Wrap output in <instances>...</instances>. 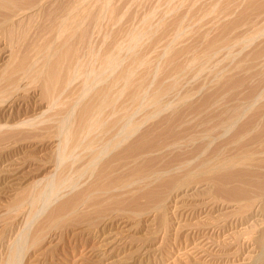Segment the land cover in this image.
Segmentation results:
<instances>
[{
  "label": "bare ground",
  "instance_id": "bare-ground-1",
  "mask_svg": "<svg viewBox=\"0 0 264 264\" xmlns=\"http://www.w3.org/2000/svg\"><path fill=\"white\" fill-rule=\"evenodd\" d=\"M81 1L82 0H80V4L79 3L78 5L76 4L77 6L76 5L72 6V8L69 9V11L64 16L65 18L64 19L61 18L63 20H61L60 22L58 21L57 25L55 24L54 26L53 24L52 26L53 30L51 28L52 33L50 34L51 36H49L50 40H47L46 42L44 41L45 43L41 45L40 48H36L37 50H35L33 53L25 52L26 54L22 55L23 53H21L19 49H17L18 47L14 49L16 47L15 46L13 48L14 50L13 49L11 50L9 48L10 46L7 45L9 49L5 47L7 43L3 45L4 43L3 37H5L4 35H6L9 32H15L18 26L20 27V24L27 21L32 16L35 17L34 15L39 14V12L43 10L44 6L48 2H50V0H0V200H3V202L6 204V205L3 204L0 206V264H153L156 262L157 264L158 262L162 264V261L166 259V258L163 259L162 257V253H164L163 249L166 248L164 245V243L166 242H164L163 240H165L164 239L166 237L165 235L170 232L169 229L172 226L170 224V221L172 218L170 217V214L167 208V205L171 203V200H170L171 195L169 197H167L166 195H162L163 193L161 194L160 189L161 188L163 189V187L167 188L168 186L173 187L174 185L173 182L176 179L175 178L176 176H174V173L177 172V170L179 169L177 168L175 169L173 167L174 168L173 170L172 169L169 170L166 167L167 171L161 170V172H158L161 168H158L159 170L157 171H152L153 168L151 167H150L151 168L150 170L146 169L145 166H143V168L141 167L142 164L144 163V160H145L144 158L148 156V152H151L150 148H152V151L154 152L157 149L156 145L158 144H155L156 149L154 150L151 140L148 139L149 135L148 136L146 135V134H149V132L146 133L142 130L146 126V124H149V122H151L154 118H156V116H154L155 113L154 114L149 113V111L148 112L146 111V113H144L145 115L141 119L140 118L135 119V115L137 113V110L138 112H141L139 109L147 110L148 108L152 109V107H154L155 108V109L153 108L154 111H156V113L160 115L167 111L172 112V111L177 110L176 106H178L182 100L180 101L179 104L177 103L178 105L176 103H173L174 105L176 104L175 106L172 104L170 105L168 101L167 103L169 105L162 106L163 102L159 101V99L165 96L167 97V95L165 96L163 95L167 92V89H169V85H168V88L165 87L166 92L162 91L160 93H157L155 96H151V98H149L150 96L146 95L145 93L144 95H146V97L142 96L141 98V95L143 93L142 94L137 93V90H136V88L138 87L137 84L139 82L137 79H139V76L142 73L140 72V69H139L140 67L141 69L144 68V70H141V71H144V73L147 69L149 71L151 69L150 68L151 66L149 67V62L146 60L147 58L146 59L144 58V60L140 59L139 61L134 60V62L131 60L133 63H135V66H138V65L140 66V67L138 66L139 76H137L138 73L136 75L135 72H137L138 69L137 70L135 69L136 70L135 71L134 70L135 66L132 68V66L130 65L131 62L129 61L130 62L129 63L128 61H125L121 57L123 46L124 48H127L128 46L125 47V45H121L122 47L121 46L120 47L122 49H120L119 51V47L117 48L113 46V44L116 45L117 42H119L117 41L116 43H112L111 47H109L110 41L107 42L106 38L107 39L109 38L106 37V35H105L104 40L108 43V47L106 46L107 49L105 47L106 50L102 49L104 50L103 52L99 48L102 54L99 52V50H95V52L98 51L100 55L92 54L93 56H92L91 62L87 61L89 62L88 66L82 65L81 62H79L81 60L77 61L78 57L75 58V56H73L75 55L73 54L75 52L72 51L73 53L71 55V48H70L71 43L75 42L74 40L78 42L77 40L79 38L77 39V37L80 36V35L78 36V34L82 33L81 30L85 26L84 24H86L87 21L90 20V19L87 20V18L89 17V13L90 12L92 13L93 11L92 9H95V7H96L95 10H97V4H95L94 6L92 5L93 6L92 8V6H89L87 2L88 0H83L82 3ZM91 1L98 2L96 0L95 1L91 0ZM91 1H89L90 5L92 3ZM110 1L111 0H105L104 4L107 7L113 6V5H110L111 3ZM166 1L168 3L174 2L173 0H171L170 2L168 0H165V2ZM183 1L184 0H182L181 3H184V2L187 3V1H190V0H187L184 2ZM215 1L216 0H214V2ZM222 1H224V5L226 7L227 5H229L228 3L230 2V0H222ZM249 1L253 2L254 0H249ZM99 2L103 3L104 0L102 1L99 0ZM104 4L101 5L102 7L100 10L101 12H98V14H96L98 15L97 18L100 19V21L102 20L101 19L102 16L106 15V14L105 15L103 14L104 10H107L108 14H110L109 13L110 8L108 9L105 8ZM193 5H195V3ZM221 5L223 6V4ZM175 6L172 5L171 6L172 8L170 9L174 10L173 8H175ZM213 6L215 7L216 5H213ZM225 6H224V9H226ZM233 6L235 5L233 4ZM250 6L251 5H249V7ZM90 8L92 9L90 10ZM112 8H115V7H112ZM157 9H159V7ZM166 10H168L166 11L167 13L171 11L169 10V8ZM213 10L215 11V8ZM220 10L221 9L219 8L218 12H220ZM107 11H105V13ZM209 11L207 12L208 15H210L212 18L214 17L213 20H215V16L217 17V14L213 12L215 16H212V13H211L212 10L210 12ZM114 13L112 15V12H111L112 18H114L113 17ZM206 15L204 14V16ZM147 16H149V18H147L145 21L143 20L144 22L150 19L151 15H147ZM111 17H110V22H111ZM113 20L117 22L118 18L117 20L116 18H114ZM96 22H97V19H96ZM182 23H180L181 28L182 26H184ZM139 24H141V21ZM146 24L148 25L149 23L146 22ZM146 24H144V26ZM176 24H177V21H176ZM180 24H179V27H180ZM163 25L164 24L162 23L161 25L162 28H165V26L163 27ZM146 28H148L147 30L150 31L151 36L155 38L156 35H152L154 33L152 31H155L154 34H156L158 33V28L157 29L155 28L157 31L154 30L153 27L151 29L152 31L150 30L148 26ZM143 29L146 30L145 28H142L141 31H143ZM178 30H177L178 31L177 33L175 29V32L177 33V35H174L172 43H175L179 41L180 39L186 40V37L190 35V34H188L187 36H185L186 34L184 35V31H186V29L185 30L178 29ZM140 32L138 33L137 31L138 34H141ZM144 32L146 33V31ZM147 33L148 34H146V36L149 35V32ZM190 33L192 34V32ZM207 33L208 32H206V34ZM9 34L12 36L11 33ZM138 34L136 35L137 37H131L132 40L129 46L131 49L130 53L131 51L132 53H134L133 49H135L136 51V48L139 47V44L142 43L141 40L143 41L144 34H142V37L141 35H138ZM160 34L162 35V31H160L159 35ZM127 35H126V38L130 36V35L128 36ZM146 36H144L145 40H146ZM254 36H256V34ZM100 37L101 36H99V38ZM139 37L140 39L141 38L142 39L140 40ZM159 37L162 38L161 36ZM126 38L124 42L127 41ZM147 38L150 39L149 37ZM128 40H130V37H128ZM150 40H152V37ZM156 41H158V39ZM170 41L168 42L170 44L169 45L167 44L166 48L164 46L165 52H163L166 57L165 62L163 63L167 65L169 62H172V59L176 56L177 54L176 52L178 51V49L176 51L175 48H178L180 44L179 42L177 46V43H175L176 47L173 44L174 46L173 48L172 43ZM152 42H155V41H152ZM230 42L231 41H229V43ZM252 42H253V39H252ZM211 43H213V40L211 41ZM220 43L222 45L223 42H221L220 40ZM246 43H248V41H245L243 44H241V41H240V43H237V45L241 44V45L247 46L251 42H249V44L247 45ZM20 44H22V42ZM227 44H225V46ZM118 45H120V43ZM219 45L217 43L216 46H219ZM232 45L234 46V43H232L231 46ZM237 45L235 44V47H237ZM207 46H210V45L208 44ZM225 46L221 48L219 47L218 50H216L217 47H215L216 49H211L209 51L210 49L209 48L207 49L209 52L207 53V51L205 50L206 54L202 57L207 60L212 59V58L216 59L220 57L221 53L224 50L225 51L230 50L227 47L229 45H227L226 47ZM183 49L185 52L186 51L185 48ZM180 50L181 49H179V51ZM232 50L234 49L232 48ZM232 50H230V52L228 53L229 55L232 53L231 52ZM139 52L141 51L138 50V54ZM226 52H225V58L228 56V55L226 56ZM135 53L134 54L137 55V51ZM178 53L182 54V52H178ZM258 53L256 52V55L258 54L259 58H261L260 56L261 53L260 52ZM164 55L161 56L163 61H164ZM261 55H264V54H261ZM122 56L124 55L122 54ZM140 56H143V55L140 54ZM180 56L177 54V57H180ZM193 56H195V54ZM131 57H134V56L132 55ZM196 57H198V55H196L195 58L192 57L194 59L193 61L195 60L197 61ZM202 57H199V58H202ZM202 59L200 60L202 61ZM126 60H129V59L127 58ZM226 60L227 59H225V62ZM135 61L138 62L137 63L138 65L136 64ZM214 61L216 62V60ZM262 61L264 62V59H262ZM195 62L193 64L196 65V67L198 64L199 65L201 64L199 61H197L196 63ZM207 62L208 61H206L205 63L206 65L208 64ZM128 63L130 66L126 65ZM172 63L175 64L176 62H174L173 60ZM202 63L204 64V61ZM85 64L87 63L85 62ZM157 65H156L157 68L154 67L155 65L152 66V68L153 67L154 69L156 68V72H154L153 70L152 71L154 73L161 74V73H158V71L159 70L162 71L164 69L163 65H161L162 68L160 67L159 64ZM177 66L178 68H181L179 67V65ZM169 67L173 68L171 67V63L169 66H167L168 70L170 69ZM199 67H202V64L201 66H198V68ZM178 68H177V71H178ZM174 69L176 70V68ZM175 70L173 73L177 72ZM169 71H171V69ZM153 72L151 73L152 75H154ZM166 72L168 71L165 70V73ZM157 74H155V77L157 76ZM147 75L145 74V77ZM194 75L195 74H193V76ZM136 76H137V79H136ZM159 76L157 78H154V77H151L150 75L149 79L151 80V78L152 79L154 78L157 81L158 78L159 80L161 79ZM143 77H140V79L142 78V81H143ZM145 80L147 81L146 78ZM142 81L140 80L139 83L141 84ZM143 83L144 82H142L140 87L143 85ZM172 83L173 84L175 83L176 85L177 82H172ZM180 84L181 83H179V85ZM149 85H150V82H149ZM140 87H138L137 89L139 90ZM147 87L149 86H146L145 88L147 89ZM141 88H143V86ZM171 88L172 87H170V91L172 90L171 92L175 91V89L173 88L171 89ZM145 90L143 89V91ZM147 90L145 92H147ZM153 90H154V86H153ZM151 93H153V91H151ZM138 94H140V96ZM161 94L163 95L161 96ZM140 99H142L141 102H140ZM161 100H163V98ZM142 113L139 115H143ZM232 121L234 122V120ZM175 125L177 124L175 123ZM235 125L229 124L231 128H233V126L235 127ZM225 127L228 128V126H225ZM228 130L230 129L228 128ZM257 132L258 130H256V133ZM252 133L253 132H247L246 136L248 135L252 136ZM184 138L182 139L183 141H184ZM179 139L173 141V143L171 142L172 147L177 146V145L180 146L183 144V142L180 141ZM208 148L209 147H207V149ZM253 152H251L252 155L250 156L247 154H245L247 155L245 156L243 154L244 156L241 158H235V157L234 158H224L223 157V159L219 158V160L218 158H216L217 161L215 162H213L214 161L213 160L212 163L207 164V165L206 163H204L202 167H199L200 169L198 171H195L196 167L194 168L195 170L191 169L192 171L191 170L188 171L186 178H184V182L189 181V183H191L192 185V182H194V180L197 179L198 175L199 176L206 175L205 182L207 183L209 181L211 183L210 186L215 188L217 196L219 195L222 197H226V198L235 200V202L241 201L244 199H245L244 201H248L246 200L248 199L247 197L249 196V190L247 189V186L245 187L240 186V185H244L246 183L245 182L246 180L245 181L243 180L244 184L240 183L239 185V182L244 177H247V176L252 177V174H254V172L252 173V169L255 168L254 171L257 172L256 171L257 167L264 168V148L261 149L259 153H257L259 154L258 157H256V154L255 156H253L254 155ZM139 158L140 159L143 158L144 160L141 166H136L138 165ZM148 160L150 159H147V161ZM209 161L211 162V160ZM132 164H134L135 166ZM190 165H191L190 166L191 168L193 164H190ZM161 166L162 165H160V167ZM184 166H181V167L184 168ZM120 167L121 169H119ZM181 167L179 168L181 169ZM126 169L128 172H126ZM261 171H263V169ZM71 172H72V177L70 174ZM74 173L76 176V177L74 176L75 178L73 177ZM182 181L183 179L181 180L180 183H182ZM180 183L177 182L176 186L174 187H178V186L181 187L182 185ZM173 193L172 191L170 192V194H173ZM178 193H180V191ZM258 195L259 194H257L256 196ZM260 195H259V198H260ZM252 198L250 199L249 197V201L252 200ZM249 201H248L249 205L245 202V204H247V205L244 204L246 207H249L250 209L252 207V206L250 207V205H254L253 207H255V205L257 204L254 209H256L258 213L260 210L264 211V197H262V201L260 200L261 202L260 201L258 203L254 202L255 204L254 203L250 204ZM253 207L251 209H253ZM202 209L204 208H201V210ZM188 212H190V210ZM125 214H129V216L126 215L125 217L124 216ZM154 222L155 224H153ZM189 224L190 222L188 223L187 226H189ZM144 226L153 227V228L156 227L154 229H148L146 227L147 228L146 234L154 233L153 235L155 238L156 236L159 237V235H162L163 232L165 231L162 241L159 245L155 244V240H154L155 238H153L152 234L150 235L152 236L154 240L153 241L151 238L154 244L153 242L151 243V240L150 238H148V236L147 238H145V236L143 235L144 233L142 231L145 229V228L142 229V227ZM193 226L194 224H192V227ZM195 227L197 226L195 225ZM162 228L163 229L166 228V229L162 230ZM199 229L201 230L202 228H199ZM94 230L97 231L96 236H95V233H93ZM203 230H205V228ZM69 236H72V241L67 243L68 244L67 245L65 244V241L67 240ZM194 238L195 237H193L189 241L187 240V242H189L190 244L191 242H194V244H192L193 250L200 251L198 255L206 254L207 253L206 250L212 248L211 246L212 243L209 241L211 238L210 239L204 238L205 242L203 246H201L200 244L196 245L198 241L196 242ZM259 242L264 243V228H263V231L261 232ZM157 243H158V239H157ZM205 248L207 249L205 250ZM55 249H57V251L59 249V252H60V255L58 256L60 257L59 259L61 260H58L57 262L53 259L54 258L53 253H52L53 258H48L50 252L51 251L54 252ZM236 263L238 262L236 261ZM200 264H207V263L206 261H204V263L202 262ZM239 264H253V260L247 263L240 262Z\"/></svg>",
  "mask_w": 264,
  "mask_h": 264
},
{
  "label": "rangeland",
  "instance_id": "rangeland-1",
  "mask_svg": "<svg viewBox=\"0 0 264 264\" xmlns=\"http://www.w3.org/2000/svg\"><path fill=\"white\" fill-rule=\"evenodd\" d=\"M65 1L66 0H53V1L50 0V2H48L46 4L47 6L45 5L46 7L44 6L43 10L40 11L41 13L39 12V14L34 15L35 17L32 16L30 19H28L27 21L20 24V27L18 26V28L16 29L15 32H9L12 34V36L9 33L6 34L7 36L4 35L5 37H3V42H4L3 45L7 43L5 47L7 49L10 48L11 50L15 46L16 47L14 49H16L18 47L17 49H19V51L21 53H23L22 55H24L26 53H33L35 50H37L36 48H40L41 45H43L47 40H50L49 36H51L50 34L52 33L51 31L53 30V27H52L53 24H54V26H55V24L57 25L58 21L60 22L61 20H63L65 18L64 16L69 11V9L72 8V6H75L76 4L78 5V3L80 4V0H67L66 2ZM82 1H81V3H82ZM89 1H91V0L87 1L89 6H92V5L94 6L95 4H97V10H95L96 7H95V9H92L93 6H92V8H90V10L91 9L93 10L92 13L91 12L89 13V17L87 18V20L88 19H90V20H88L89 22L87 21V23L85 21L86 24H84L85 26L82 29L83 31L81 30L82 33L78 34V36L79 35L80 36L77 37V39L78 38L80 39V37L82 36L81 39L80 40L78 39L77 40L78 42H76V40H74L75 42H72L73 44L71 43V47H70L71 48V55L73 52H75V53H73V54H75L73 56H75V58H77V57L79 58V59L77 58V61L81 60L79 62H81L82 65L88 66L89 62H87V61L91 62L92 56H93L92 54L98 55L99 52L102 54V52L104 50H106L108 47L107 42H109V41L111 42V44L109 42V45H110L109 47H111L112 43H116L117 41H119V42H117L116 45L113 44V46H115L117 48L119 47V51H120V49H122L121 45H125V47L128 46L127 48H124V46H123L122 54L124 56H122L121 52H120V54H121L122 59H124L125 61H128V62L129 61L131 62V63L130 62L129 63L132 66V68L135 66V63H133L134 60L139 61L140 59L144 60V58L145 59L147 58L146 60L149 62V67L151 66L150 71L147 69L146 70L147 72L145 71V73H144V71H141V70H144V68L141 69V67L137 64L138 62L135 61L136 64L140 67L139 68L140 72H142L139 76L138 66L134 67V70L138 69L137 72H135V73H136V75L138 73L137 76H139V79H137V76H136V79L139 82H140V80L142 81V78L140 79V77H143V76L145 77V74L147 75V73H148V75H147L148 77L147 76L145 77L147 79V81L143 77V81H142V82H144L142 85L143 88H141L142 86L140 87L142 82H141V84L139 82L137 84V86L140 87L139 90L142 91V92L139 91L137 89L138 88L137 87L136 88L137 93H141V94L143 93L141 95V98H142V96L146 97V95H149L150 96L149 98H151V96H155L157 93H160L162 91L166 92L165 87L168 88V85H169V89H167V92L165 94L163 93L164 95L161 94V96L162 95L163 96L167 95V97L169 96L168 97L169 99L165 96V97H162L163 100H161L162 98H160V96H159V98H160L159 101L163 102L162 106L169 105L167 103V101L170 103V105L171 104L174 105L173 103L179 104L180 101L182 100L179 105L177 104L178 105V106H176L177 110L172 111L173 113L170 111H167V112L160 115V114L156 113V111H154V109H155L154 107H152V109L154 108L153 110L150 108L151 111L149 108H148L149 110L148 109L142 110V109H139V107H138V109L141 112H138V110H137V113L135 115V119H139V118L141 119L145 115L144 113H146V111L147 112L149 111V113H153V114L155 113L154 116H156V118H154L151 122H149V124H146V126L142 130L146 133L149 132V134H146V135L147 136L149 135L148 139L151 140L154 150L156 149L155 144H158V145H156L157 149L155 150V152L152 151V148H150L151 152H148L149 157L148 156H147L148 158L145 157L144 158L145 160L143 158L142 159L139 158L138 165H136V166H141V164L144 160V163L142 164L141 167L143 168V166H145L146 169H149V170L151 168H153L152 171H157V170H159L158 168H161L158 172H161V170L167 171V169H169V170L170 169L173 170L174 168L179 169V170H177L178 173L177 172L174 173V176H176L175 177L176 181L174 180L173 187L172 186H168L167 188L165 187L167 190L164 187H163V189L162 188L160 189L161 194L163 193L162 195H166L167 197H169L171 195L170 196L171 203L167 205V208H168V212L170 214V217L172 218V219L170 218L171 219L170 224L172 225L169 229L170 232L169 233L167 232L168 234L165 235L166 237L164 239L166 241L163 240L164 242H166V243H164L166 248L163 249L165 254L162 253V257H163V259L164 258H166V259L164 261H162V264H200L202 262L204 263V261H206L207 264H239L240 262L241 263H243V262L247 263L251 260H253V264H264V254H263L264 253L263 252L264 243L259 242L261 232L263 231V228H264V226H263L264 225V211L260 210L258 213L256 211V209H254L257 204L255 205V207H253L254 205H250V207L252 206L255 211L253 209H251L252 207L249 209V207L245 206L248 204L249 197H250V199L253 197L252 200L249 201L250 204H253L254 202L258 203L260 200L262 201V197H264V168H258L257 167L256 171L258 173L254 171L255 168L252 169V173L254 172V174H252V177L251 176L244 177L241 180L242 182L241 181L239 182V185H240V183L244 184V181L246 180L245 181L246 183L244 185H240V186H242V187L247 186V189L249 190V196L247 197L248 199H246V200H248V201H244L245 200L244 199V200L235 202V200H232V199H229L226 197H222L219 195L217 196L215 188L210 186L211 183L209 181L207 183L205 182L206 175H204V176L198 175L197 179H195L194 182H192L193 186L191 185V183H189V181L184 182V178H186L188 171H190L191 169L195 170L194 169L195 167H196L195 171H198L200 169L199 167H202L204 165V163H206V165H207V164L212 163L213 160H214L213 162H215V161H217L216 158H218V160H219V158L223 159V157L224 158H234V157L235 158H241L245 154L250 156V155H252L251 152H253V151H254L253 156H255V154H256V157H258L259 154H257V153H259V151L264 148V146H263L264 145V130H263L264 129V62L262 61V59H264V55H261V54H264V10H263L264 9V0H254L253 2L252 1L250 2L249 0H247V1L246 0H239V1L238 0H230V2L228 3L229 5H227L228 8L224 5V1H222V0H218V1L216 0L215 1L216 4H215L214 0H193L196 6L193 5L194 3L192 0H190L191 2L184 0V1H187V3L184 1H183L184 3H181L182 0H173L174 2H170L171 0H168L170 3H168L167 1L165 2V0H141V1L140 0H111L110 5H113L111 7H107L104 4L105 0L103 3L99 2V0H96L98 2H92L91 1L93 3V4L91 3V5H90ZM93 1H95V0H93ZM100 1H102V0H100ZM220 1H222V2H220ZM217 2H218V4L219 3L220 4L218 5ZM239 2H241V3H239ZM167 3H168V5H167ZM171 3L173 6H175V4H176V6H175L176 9L175 8H173L174 10L170 9V8H172ZM103 4H104L105 8H107V9L110 8V10H109L110 14H108L107 10H104L103 14L104 15L106 14V15L102 16L101 19L103 21L102 20L100 21V19L97 18L98 15H96V14H98V12H101L100 11L102 8L101 5H103ZM221 4H223V6ZM233 4L235 6H233ZM261 4H263V5H261ZM157 5H159V6H157ZM213 5H216L217 7L216 6L214 7ZM249 5H251V6L249 7ZM220 6H222L223 8ZM224 6L228 10L224 9ZM112 7H115V8H112ZM156 7L157 8L159 7V9H157ZM213 7L215 8V11L217 9V11H216L217 13L213 10L214 9ZM168 8H169V10H171V11H169L170 13L166 12V11H168V10H166ZM191 8H193V9H191ZM219 8L221 9L220 12H218ZM112 9H114V10L116 9V10L114 11ZM207 10L208 11L212 10V12H211L212 16H215L214 13L217 14V17L215 16V20H213L214 17L212 18L210 15H208ZM105 11H107V12L105 13ZM110 11L112 12V15L115 12L113 17L116 18V20L118 18L117 22L114 21L113 20L114 18L111 17ZM226 12H228V13H226ZM152 13H154V14H152ZM203 13L205 15L207 13V15L204 16ZM90 14H92V15H90ZM147 15H151L150 19H148L146 21L149 24L151 23L150 25L149 24L147 25L146 22H144L147 18H149V16H147ZM110 17H111V22H110ZM151 17H152V19H151ZM61 18H63V19H61ZM96 19H97V22H96ZM140 21H141V24H139ZM176 21H177V24H176ZM160 22H161V24H160ZM92 23H93V25H92ZM108 23H110V24H108ZM162 23L164 24L163 27L165 26V28H162V26H161ZM180 23H182L184 25V26H182V28H181ZM114 24L116 27L114 26ZM144 24H146L149 28L152 26L154 30H156L160 26L162 30L159 27L158 33L154 34L155 31H152L151 30L152 27H151L150 30L152 32H154L152 35H156V37L154 38L153 36H151L150 31L147 30L148 28H146L147 26L145 25L146 26L145 27ZM179 24H180V27H179ZM96 25H97V27H96ZM138 25H140V26H138ZM113 27H114V29H113ZM141 27L145 28L146 30L143 29V31H141L142 30ZM51 28H52V30H51ZM109 28H111L112 30ZM84 29H85V31H84ZM175 29H176L177 33L179 31L178 29H180V30L186 29V31H184V35L185 34H186L185 36H187L188 34H190V35L187 36L189 39L187 37H186V40L182 39L184 43L182 42L181 39H180L181 41L179 40V41L175 42V43H177V46L180 42L179 47L175 48L176 51L178 49V51L176 53L179 56L181 53H178V52H182V54L180 57H177V54H176V56L174 57L175 59L174 58L172 59V62H173V60H174V62H176L175 64L172 62H169L167 65V64L163 63V62H165V58H166L164 53H163V52H165L164 46L166 48L167 47L166 45L170 44L168 42L171 39L172 40L170 42L172 43L174 35H177V33L175 32ZM258 30H260V31H258ZM93 31H95V32H93ZM137 31H138V33L141 31L140 32L141 34H138ZM144 31H146V33ZM160 31H162V35L161 34L159 35ZM188 31L192 32V34ZM130 32L131 33L133 32L134 34L133 33L131 34ZM147 32H149L148 36H146V34H148ZM206 32H208V33L206 34ZM108 33H109V35H108ZM126 33L130 36H128ZM81 34H83V35H81ZM112 34H113V36H112ZM115 34L116 35L118 34L119 36L118 35L116 36ZM137 34L141 35V37H142V34H144V35H143V41L141 40L142 38L140 39V37H139V39L141 40L142 43L140 42L141 44H139V47H137L139 49L136 48L137 55H135L136 54L135 49H133L135 54L132 53V51L130 53L131 49L129 46H130L131 40H132L131 37H137L136 36ZM255 34H256V36H254ZM105 35H106V37L109 38V39L106 38L107 42L104 40ZM126 35L128 37H130V40H128V37L126 38ZM131 35H133V36H131ZM191 35H193V36H191ZM221 35H222V37H221ZM8 36H9V38H8ZM99 36H101V37L99 38ZM144 36H146V40H145ZM159 36H161L162 38H160ZM124 37L127 40V41H125L126 43L124 42V40H125ZM147 37H149L150 39L152 37V40L148 39ZM156 38L158 39L159 42L156 41L157 40ZM218 38H220V39H218ZM101 39L103 40V42ZM110 39H112V40L115 39V40H113V42H112V40H110ZM216 39H218V40H216ZM224 39H226V40H224ZM252 39H253V42H252ZM97 40H99L100 42ZM210 40L211 41L213 40V43H211ZM220 40H221V42H223L222 45L220 43ZM152 41H155V42H152ZM166 41H167V43H166ZM229 41H231L230 42L231 44L234 43V46L233 45L231 46ZM240 41H241V44H243L245 41H248V43H246V45L249 44V42H251L252 44L250 43L249 44L250 46L249 45L245 46V45H241V44L237 45V43H240ZM21 42H22V44H20ZM146 42H147V44H146ZM225 42H227L228 44ZM76 43H78V44H76ZM119 43H120V45H118ZM175 43H172V46H173V44L175 45ZM217 43H218V45L220 43L221 46L220 45L216 46ZM102 44L105 46H103ZM208 44L210 46H207ZM225 44L229 45V46L226 45L228 47V49H230V50H232V48L234 49L231 51L233 54L231 53L230 55L228 54L230 52V50H226L228 52H226L224 50L226 52V56L228 55L229 57L227 56L225 58V52L224 51L221 53L222 56L220 55V57H218L216 59L212 58V59L207 60V59H204L202 57L206 54V51L208 53L211 49H216L215 47H217L216 50H218L219 47L221 48V47L225 46ZM235 44L237 45V47H235ZM7 45L10 47L8 48ZM142 45H144V46H142ZM100 46H102L103 48ZM96 47H98V48H96ZM105 47H106V49H105ZM175 47H176V45H175ZM212 47H214V48H212ZM99 48H100V50H102V49H104V50H102V52H101L99 50ZM173 48H174V46H173ZM183 48H185V50H186L185 52H184ZM141 49H143V50H141ZM179 49H181V50L179 51ZM207 49H209V51ZM95 50H99V52L98 51L95 52ZM138 50L141 51V52H139V54H138ZM28 51H30V52H28ZM125 51H127V52H125ZM128 51H129V53H128ZM203 51H205V52H203ZM256 52L261 53L260 54L261 58H259V55H258L259 53L257 54L258 56L256 55ZM202 53H204V54H202ZM236 53H238V54H236ZM87 54H89V55H87ZM140 54H142L143 56H140ZM194 54H195V56L198 55V57H196V58H197V61H199L202 64V67L198 68V66H201V64L199 65L197 63L198 64L197 67H196V65L193 64L196 61V60L193 61L194 59L192 58V57L195 58V56H193ZM127 55L128 56L130 55V56L128 57ZM132 55L136 59L134 57H131ZM163 55H164V61L161 58V56H163ZM252 55L255 56L256 59ZM136 56H138V57H136ZM83 57L86 61L83 59ZM123 57H125V58H123ZM199 57H202L203 59L199 58ZM127 58L129 60H126ZM191 58H192V60H191ZM219 58H221V59H219ZM200 59H202V61ZM225 59H227L228 61L226 60V62H225ZM82 60H84V61H82ZM214 60H216V62ZM203 61H204V64L202 63ZM206 61H208L207 65L205 64ZM85 62L87 64H85ZM129 63L126 65H129ZM170 63H171V67H173V68L169 67L171 69V71H169L170 69L169 70L167 69V66H169ZM220 63H221V65H220ZM157 64H159L161 68H162L161 65H163L164 69L162 71L161 70L158 71V73H161V74L154 73V72H156V68H157L156 65ZM186 64H188L189 66ZM165 65H167V66H165ZM174 65H175V67H174ZM177 65H179V67H181V68H178ZM152 66H154L156 68L154 69V67L152 68ZM165 67H166V69H165ZM174 68H176V70ZM177 68H178V71H177ZM182 68L183 69L185 68V69L183 70ZM172 69H174L177 72L173 73L174 70H172ZM193 69H195V70H193ZM165 70L168 71V72H166L168 75L165 73ZM181 70H183V71H181ZM148 71L150 72V74ZM152 72L154 75L151 74ZM182 73L183 74L185 73V74L183 75ZM155 74H157L156 77H155ZM193 74H195V75L193 76ZM150 75H151V77H154V78H157L159 75H161V76H159L161 79L159 80V78H158L156 81V79H154V78L152 79L150 77L151 78V80H150L149 79ZM145 82H146V84H145ZM149 82H150V85H149ZM156 82H157V84H156ZM158 82H159V84H158ZM172 82H177L176 83L177 86L175 85V83L173 84ZM179 83H181V84L179 85ZM172 84L175 88L172 86ZM146 86H149L151 88L147 87V89H148L147 90L145 88ZM153 86H154V90H153ZM160 86L163 87L164 89L161 88ZM155 87H156V89H155ZM170 87L175 89V91L171 92L172 90L170 91ZM143 89L144 90L146 89L148 93L145 92L146 90L143 91ZM150 90L153 91V93H151ZM204 90H205V92H204ZM154 91H156V92H154ZM145 93H146V95H144ZM138 95L140 96V94H138ZM181 98H183L184 100ZM141 101H142V99H140V102ZM182 102H183V104H182ZM218 104H219V106H218ZM141 113L143 115H139ZM174 117H175V119H174ZM154 120H155V122H154ZM232 120H234V122ZM175 123L177 125H175ZM229 124L230 125L236 124L235 125L236 128L234 126H233V128H231V126H229ZM225 126H228V128L231 131L228 130V128ZM255 129L258 130L257 133H256ZM221 132L223 133L224 136L222 135ZM247 132H253L254 134L252 133V136L251 135L246 136ZM179 137H180V139H179ZM6 138H7V136H6ZM153 138H155V139H153ZM183 138H184V141L182 140ZM204 138H205V140H204ZM178 139L180 141H182L183 144L180 146L177 145L179 147H177V146L172 147L173 141L178 140ZM216 139H217V141H216ZM208 143L210 146L208 145ZM160 144H161V146H160ZM185 144H187V145H185ZM163 146H165V147H163ZM207 147H209V148L207 149ZM160 148L163 152L160 150ZM259 148H261V149H259ZM247 150H249V151H247ZM247 155H245V156H247ZM146 158L150 159L151 161L150 160L147 161ZM153 158H155V159H153ZM159 159H160V161H159ZM140 160H142V161H140ZM209 160H211V162ZM152 161H153V163H152ZM193 161L194 162L196 161V162L194 163ZM203 161H205V162H203ZM189 163L193 164V166L191 168H190L191 165ZM132 165H134V164H132ZM160 165H162V166L160 167ZM184 165H186L187 167ZM181 166H184V168ZM121 167L119 169H121ZM166 167H167V169H166ZM179 167H181V169ZM162 168H164V169H162ZM154 169H156V170H154ZM187 169H189V170H187ZM260 169L261 170L263 169V171H261ZM180 170H182V171H180ZM123 171H125V170H123ZM72 172L70 173L71 177H72ZM126 172H128L127 169H126ZM198 173H196V174H198ZM255 174H257V175H255ZM74 176H75V173H74L73 177ZM182 179H183L182 183L184 185L182 183H180ZM177 182L182 185L181 186L182 188L179 186H178L179 188L174 187V186H176ZM189 185H191V186H189ZM169 187H170V189H169ZM171 191H172V193L173 192L174 193L170 194ZM179 191H180V193H178ZM250 194H252V195H250ZM257 194H259V195L261 194L260 195L261 199L259 198V195L256 196ZM212 196H214L216 200ZM216 196H217V198H216ZM176 201H178V202H176ZM245 202L247 204H245ZM3 204L6 205L3 202V200H0V206ZM205 205H207V206H205ZM201 208H204V209L201 210ZM189 210H190V212H188ZM150 212H148V213H150ZM192 214H194V215H192ZM126 215L129 216V214H125L124 216L126 217ZM133 220H135V219H133ZM189 222L191 225L189 224V226H187ZM224 222H226V223H224ZM153 224H155V222ZM185 224H186V226H185ZM192 224H194L193 227H192ZM156 225H157V223H156ZM195 225L197 227H195ZM198 225H199V227H198ZM201 225H203V226H201ZM146 227L145 226L142 227V229L145 228L144 230H142L145 238H147V236H148V238H150V240H151L152 236H153V238H155L153 235L154 233H149V234L147 233L146 234V232H147L146 229L147 228L148 229H154L156 227H154V228L153 227H147L146 228ZM206 227L207 228L209 227V228L207 229ZM199 228H202V229L200 230ZM204 228H205V230H203ZM165 229L166 228H164V229L162 228V230H165ZM188 229H190V230H188ZM204 231H206V232H204ZM164 232L162 235H159V237L156 236V238L158 237L157 238L158 243H157V239L155 238L154 239L155 244L159 245L161 243ZM190 232H191V234H190ZM192 232H193V234H192ZM93 233H95V236L97 235V231L94 230ZM150 234H152V236ZM187 235H188V237H187ZM193 237H195L194 240L196 242L198 241L196 245L200 244L201 246L204 245L206 238H209V239L211 238L209 241L212 243V245H211L212 248L207 249L208 248L207 247V248H205V250L207 249L206 254H199L198 255V253L200 251L193 250L192 244H194V242H191V244L189 242H187V240L189 241ZM153 238H152V240H153ZM67 240L65 241V244L72 241V236H69L67 238ZM152 240H151V243L154 241V240L153 241ZM222 242H223V244H222ZM153 244H154V242H153ZM166 251H168V252H166ZM52 253L54 255V258H53ZM51 255H52V257H51ZM58 255H60L59 249H58V251H57V249H55L54 252L53 251L50 252L48 258H53L57 262L58 260H61V259H59L60 257ZM201 257H203V258H201ZM259 258H260V260H259ZM236 261L238 263H236ZM153 264H157V262L153 263ZM158 264H160V262H158Z\"/></svg>",
  "mask_w": 264,
  "mask_h": 264
}]
</instances>
